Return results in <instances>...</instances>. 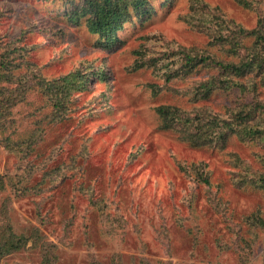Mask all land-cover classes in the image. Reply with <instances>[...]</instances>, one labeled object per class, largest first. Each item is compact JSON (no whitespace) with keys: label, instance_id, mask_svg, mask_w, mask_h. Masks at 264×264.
Returning a JSON list of instances; mask_svg holds the SVG:
<instances>
[{"label":"rangeland","instance_id":"374dc122","mask_svg":"<svg viewBox=\"0 0 264 264\" xmlns=\"http://www.w3.org/2000/svg\"><path fill=\"white\" fill-rule=\"evenodd\" d=\"M89 1L0 0V264H264V0Z\"/></svg>","mask_w":264,"mask_h":264},{"label":"trees","instance_id":"16d2710c","mask_svg":"<svg viewBox=\"0 0 264 264\" xmlns=\"http://www.w3.org/2000/svg\"><path fill=\"white\" fill-rule=\"evenodd\" d=\"M89 4L90 7L88 8L92 10V15H95V18L92 21L90 20L91 29L93 32L100 34L102 37H110L111 35L116 34L119 30L122 29V22L127 17L125 4L120 5V2L117 0H104L102 3H98L97 1L90 0ZM238 66H240V64ZM238 70L242 71V68L240 67ZM0 97H4V95L1 92H0ZM164 118H166L165 120L166 128L173 130L176 125L174 118L170 119L169 116L167 115H165ZM245 120L246 118L240 117V121L242 123H244ZM228 125H232V124L228 123ZM227 135L225 136L226 138ZM192 143L196 144V142L194 141H192ZM196 176H198L200 178V181H202L203 183L207 185L210 184V177L208 175H203V173L196 170ZM263 182H264V177H262V175L260 182L256 181V179H250L249 176L248 178H245L243 180L242 184L253 183V185L263 187ZM259 222H261L260 219ZM262 224L264 226V222ZM3 238L4 237H2V239ZM13 238L14 236L12 237V239L8 237V239H6L2 244H0V257L11 253L13 250L20 249L23 241L13 243L14 242ZM94 264H99V263H94Z\"/></svg>","mask_w":264,"mask_h":264}]
</instances>
